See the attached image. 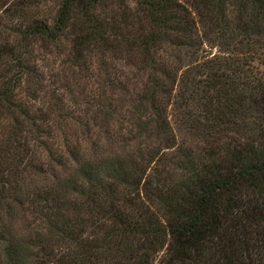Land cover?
<instances>
[{
  "label": "trees",
  "instance_id": "obj_1",
  "mask_svg": "<svg viewBox=\"0 0 264 264\" xmlns=\"http://www.w3.org/2000/svg\"><path fill=\"white\" fill-rule=\"evenodd\" d=\"M133 1L127 16L104 15L110 0L9 9L19 48L0 44V264H264V0ZM62 36L73 81L93 51L144 76L124 113L105 95L85 107L102 136L64 138L60 152L48 113L28 114L14 89L17 77L40 89L29 47ZM109 68L99 58L102 85Z\"/></svg>",
  "mask_w": 264,
  "mask_h": 264
},
{
  "label": "rangeland",
  "instance_id": "obj_2",
  "mask_svg": "<svg viewBox=\"0 0 264 264\" xmlns=\"http://www.w3.org/2000/svg\"><path fill=\"white\" fill-rule=\"evenodd\" d=\"M57 1L0 0V44H8L15 50L19 48L17 36L12 31L18 25L17 19L13 15L14 13H10L13 5L19 7L24 4L30 11H36L37 9L43 16H50L56 7ZM110 1L108 9L104 11L106 16L122 11L126 16L131 15L134 9L133 0ZM132 26L133 24L129 21L124 28L130 30ZM29 48L31 50L29 62L32 64V68L39 73L41 87L38 89L39 85L35 83L25 87L22 78L19 80V77H17L15 83H18L14 89V98L17 102L20 101L27 104L28 114L48 113L47 120L44 122L45 128L49 129L50 135H48L51 136L47 138V141H49L48 145L51 148L59 149L60 152L63 150L62 142L64 138H66L67 142L78 143L79 146H83L88 143V140L102 136V132L98 131L102 125L98 119L91 118L89 109L86 110L85 107L93 109L97 99L99 100L105 95L106 101L109 100L111 105L115 104L116 110L123 112L128 107L129 98L127 93L131 96L133 90H138L144 76L141 73V75L138 74L131 78L130 76L134 75V72H132L133 67L123 59L110 60L111 57L107 56L108 54L104 53L101 55L93 51L87 56L89 69L87 72H81L82 77L80 79L73 81V66L70 62V40L68 37H60L56 45L53 43H39L33 44ZM99 58H105L108 68L113 64V67H110L105 72L108 79L103 85L99 83L102 82V74L99 73L100 69H98ZM4 64L0 60V72L3 73ZM14 71H9L7 74L9 75ZM13 76H16V74ZM116 79L120 80L121 89L115 87L117 84L111 85V82ZM73 82L79 83L78 86L82 89L83 95H76V85ZM54 100L60 108L51 112L48 107L54 103ZM114 116L117 120L120 119L124 122L117 114ZM78 121L87 123L89 129L87 133L84 131V126L77 123ZM109 126L110 131L113 125L109 123ZM120 132L124 133L123 127ZM112 136L114 137V134ZM111 144L116 145V142H111ZM36 152L44 156L45 151L43 148H38Z\"/></svg>",
  "mask_w": 264,
  "mask_h": 264
}]
</instances>
